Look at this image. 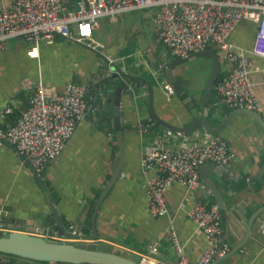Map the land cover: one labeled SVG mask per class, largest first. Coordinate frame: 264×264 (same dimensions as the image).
<instances>
[{"label":"crops","instance_id":"0c3cea01","mask_svg":"<svg viewBox=\"0 0 264 264\" xmlns=\"http://www.w3.org/2000/svg\"><path fill=\"white\" fill-rule=\"evenodd\" d=\"M11 1L0 0V8ZM153 18L154 11L149 8L123 12L116 19L100 17L93 30V38L99 42L97 47L56 36L52 43L42 41L38 47L25 38H12L0 48V128L12 125L28 106L30 90L23 85L24 80L30 79L33 83L41 80L48 93L61 92L69 81L87 84L95 92H89L92 107L77 125L65 149L38 172L68 231L90 232L97 199L110 177L117 152L111 120L106 119L112 115L113 95L96 84L102 77V59L108 69L111 64L124 61L133 74L148 78L154 85V106L161 118L177 125H188L193 120L183 98L176 91L165 90L162 76L156 74L158 64L168 62L170 56L164 55L166 49ZM255 29V22L243 20L230 39L250 50L255 41ZM251 61V80L264 119V58L251 55ZM221 67L223 73L228 69L223 59ZM173 72L198 101L201 91L190 89H194L195 83L184 78L180 66ZM137 87L140 91L133 99L127 90L122 94L121 122L128 130L124 134V163L97 213V240L141 256H154L161 264H177L178 256L169 235L172 223L187 257L195 263L206 240L185 210L193 197L208 202H215V198L204 183L192 196L184 186L175 183L166 193L168 213L150 215L141 158L156 144L178 147L185 135L155 124L148 111L146 89L142 85ZM217 98L215 91L209 105L215 108L218 120L214 119L215 113L214 120L210 118L212 124L233 109L223 103L214 106L212 102ZM141 122L149 123L145 130L138 128ZM169 131L174 134H168ZM219 134L234 151L233 161L224 166L234 178H223L214 171H210L209 176L222 181L224 200L231 205L222 209V227L232 247L247 235V222L242 223L230 208L242 206L246 210L244 220L264 205V127L251 114L241 112L233 115ZM201 178L203 180L202 174ZM52 218L44 190L25 160L10 144L1 143L0 233L11 230L13 224L19 231L52 236L58 229L56 222L49 225ZM58 238L69 242L81 240L63 235ZM153 244L158 249L151 254ZM217 264H264V211L253 220L243 246Z\"/></svg>","mask_w":264,"mask_h":264},{"label":"built area","instance_id":"2783aa9c","mask_svg":"<svg viewBox=\"0 0 264 264\" xmlns=\"http://www.w3.org/2000/svg\"><path fill=\"white\" fill-rule=\"evenodd\" d=\"M146 8L154 11V23L168 56L188 57L212 47L228 63V69L216 80L218 98L212 102L214 106L223 103L231 108L261 109L251 80V55L264 58V0H12L0 8V48L12 38H25L38 47L42 41L52 43L56 36L97 47L99 42L93 38V30L100 17L116 19L123 12ZM243 20L256 23L250 50L230 39ZM165 65V61L158 64L157 75ZM23 85L30 90L28 106L12 125L0 128V144L13 145L40 172L47 162L61 154L91 109L89 87L69 81L61 92L48 93L41 80H24ZM163 85L173 92L170 83ZM148 125L141 122L138 128L145 130ZM234 155L222 135L205 130L185 135L178 147L154 145L141 158L150 215L168 213L166 193L171 185L184 186L192 196L195 189L203 186L200 167L204 163L228 166ZM185 213L203 233L206 245L198 261L191 262L171 223L169 235L178 256L177 264H210L230 250L222 227V211L216 202L193 197ZM157 249L153 244L151 254ZM141 262L161 264L154 256H142Z\"/></svg>","mask_w":264,"mask_h":264},{"label":"water","instance_id":"95a60500","mask_svg":"<svg viewBox=\"0 0 264 264\" xmlns=\"http://www.w3.org/2000/svg\"><path fill=\"white\" fill-rule=\"evenodd\" d=\"M74 31L77 30L76 24L72 25ZM167 52L165 50L164 55ZM198 57L210 58L212 63L208 76L202 87V91L199 94V100L196 101L194 96L189 94L188 90L185 89L181 80L177 78L174 74L173 69L175 66L195 60ZM103 64V69L100 70V75L102 76L96 84L100 89L108 91L113 95V109L111 120L113 134L112 137L116 139L117 152L114 157V161L111 166V173L109 179L103 184L102 190L97 199L94 212L92 215V226L88 233L76 234L74 232L68 231L65 225L62 223L58 211L53 203L52 197L49 191L45 188L43 180L39 173L33 168V166L26 160L25 156L19 154L20 157L25 160L29 171L32 176L35 177L39 185L43 188L47 202L53 216L49 225L54 222L57 224V235L49 236L37 234L32 231H19L16 230V226L13 224L10 226L11 230L0 233V253L9 254L18 257L19 259H28L34 261H43L49 263L66 262L72 264H143L141 262V255L128 252L127 250H121L118 246L113 243L97 240V228L95 225L96 216L99 211L100 205L105 199L109 188L117 180L120 171L124 163L125 155V140L124 134L128 131L127 128L121 122V102L122 94L124 90H127L133 99L139 94L140 87L138 85L144 86L146 89V100L148 104V111L151 118L155 121V124H159L168 129L178 131L183 134H189L198 129H203L209 133L217 134L222 131L225 125L229 122L231 117L235 114L246 112L254 116L257 121L264 127V119L261 113L257 110H252L248 108H233L226 115H222L219 118V122L212 124L210 120V101L215 90L216 80L221 72V58L219 54L212 48L208 47L205 50L196 52L188 57H177L172 58L166 63L164 69L159 72V76L164 82L171 83L174 90L183 97V103L187 105L189 112L193 120L188 125H177L167 122L161 118L154 106V85L146 77L133 74L127 65L121 61L119 63H113L107 68V63L104 59L101 60ZM107 72V74L105 73ZM194 85V90L199 91L201 88L197 84ZM89 92L95 93L93 88H89ZM7 143V142H4ZM9 144V143H8ZM11 145V144H10ZM14 149L15 147L11 145ZM264 167V166H263ZM201 174L203 176V182L207 188L210 189L211 193L215 198V202L219 205L221 209L226 206L231 207L224 200L222 191L224 185L219 178H213L209 176L210 171L216 172L219 176L223 178L232 179L234 176L221 165H217L214 162H206L201 167ZM232 213L236 215L242 223L247 222L246 233L249 235L251 230V225L253 220L257 217L259 213L264 211V205L255 210L250 217L242 219L243 214L246 210L242 206L230 208ZM65 236L66 238H76L81 239L74 242L64 241L59 239V236ZM247 235L244 236L243 240H240L237 244L231 247V249L223 256L217 257L210 264H217L218 262L231 256L237 250H239L247 239ZM17 263L22 264L23 261H17Z\"/></svg>","mask_w":264,"mask_h":264},{"label":"rangeland","instance_id":"374dc122","mask_svg":"<svg viewBox=\"0 0 264 264\" xmlns=\"http://www.w3.org/2000/svg\"><path fill=\"white\" fill-rule=\"evenodd\" d=\"M219 56L222 60L221 55H219ZM211 63H212V61L210 58L198 57L195 60L188 61V62L179 64L177 66H180L181 73H182V75H184V78H186L188 81L191 80L195 84H197L199 86V88H201L200 89V91H201L202 87L204 85V82L208 76V73L210 71ZM194 80H196V82ZM190 89L194 90L192 88H190ZM10 257H13V255L0 253V259H2V260L3 259H9ZM16 258H18V257H16ZM19 260H21V259H19ZM22 260H24V262H26V264H32V263H30L31 261H28L27 259H22ZM27 262H29V263H27ZM47 264H51V263H47Z\"/></svg>","mask_w":264,"mask_h":264},{"label":"trees","instance_id":"16d2710c","mask_svg":"<svg viewBox=\"0 0 264 264\" xmlns=\"http://www.w3.org/2000/svg\"><path fill=\"white\" fill-rule=\"evenodd\" d=\"M223 74V70H222V67H221V72H220V75H222ZM202 91V90H201ZM214 94H215V90H214V92H213V96H212V99L214 98ZM182 97V96H181ZM183 98V97H182ZM210 111H211V115H210V118L212 119V117H213V115L216 113L215 112V108H213V107H210ZM217 113H216V116L214 117V119H216L217 118ZM214 119H212V120H214ZM218 120V118L215 120V121H217ZM19 258H16V256H14L13 255V257H10L9 259H7V260H1V264H20V263H17V261L16 260H18ZM22 260V259H21ZM28 260V259H27ZM23 261V263L22 264H26V262H24V260H22ZM28 261H31L30 263H32V264H47V263H49V262H43V261H34V260H28ZM27 263H29V262H27ZM51 264H72V263H66V262H57V263H51ZM85 264H87V263H85Z\"/></svg>","mask_w":264,"mask_h":264},{"label":"bare ground","instance_id":"6f19581e","mask_svg":"<svg viewBox=\"0 0 264 264\" xmlns=\"http://www.w3.org/2000/svg\"><path fill=\"white\" fill-rule=\"evenodd\" d=\"M232 36V35H231ZM166 61V60H165ZM164 69V68H163ZM162 69V70H163ZM220 76V75H219ZM218 79V78H217ZM163 83H165L164 81H163ZM168 83V82H167ZM171 84V83H170ZM172 85V84H171ZM173 86V85H172ZM215 86H216V84H215ZM88 87L90 88V86L88 85ZM173 91H175L174 90V88H173ZM215 91H216V89H215ZM209 107H210V105H209ZM155 122V121H154ZM171 130V129H170ZM198 130H203V129H198ZM176 132H178V131H176ZM194 132V131H193ZM181 134H183V133H181ZM190 134V133H189ZM217 134H219V133H217ZM184 135H187V134H184ZM224 167V166H223ZM221 211H222V209H221ZM144 264V263H143Z\"/></svg>","mask_w":264,"mask_h":264}]
</instances>
